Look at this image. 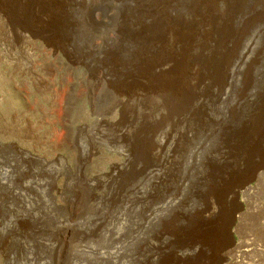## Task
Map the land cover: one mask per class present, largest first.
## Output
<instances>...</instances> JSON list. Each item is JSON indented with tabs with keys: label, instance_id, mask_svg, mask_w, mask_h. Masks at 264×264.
<instances>
[{
	"label": "rangeland",
	"instance_id": "rangeland-1",
	"mask_svg": "<svg viewBox=\"0 0 264 264\" xmlns=\"http://www.w3.org/2000/svg\"><path fill=\"white\" fill-rule=\"evenodd\" d=\"M133 1H68L67 45L59 57L50 56L58 58L59 67L49 103L40 74L27 94L7 83L0 87L2 115L33 102V114L51 111L55 122L43 129L53 142L38 147L22 142L28 155L0 140V164H15L3 166L8 180L2 182H11L0 184V264H264V174L258 178L250 166L264 164V0H165L171 5L167 10L157 0ZM210 1L215 3L210 6ZM204 8L215 12L214 24L223 27L217 40L195 49L197 84L185 97L170 101L148 92L126 100L120 90L127 77L135 79V92L146 83L134 72L146 59L136 60L149 56L147 50L140 53L141 35L152 40L148 30H159L167 42L173 35L178 42L179 26ZM50 24L46 34L53 39ZM223 29L228 35L223 36ZM100 74L104 78L97 90L92 82ZM102 118H113L114 124L103 125ZM119 124L126 127L124 134L118 132ZM155 137H164L159 148H151ZM110 161L127 164L120 180L87 182ZM41 164H49L60 177L53 182L37 176ZM155 164L163 165L159 177L143 179L144 170ZM58 180H63L61 194L54 195ZM21 182L28 185L21 190L26 209L9 199V189ZM134 183L138 186L127 190ZM245 187H251L249 195L243 194ZM95 194L103 198L94 200ZM79 199L72 211L69 200ZM60 236L66 239L61 249L53 246Z\"/></svg>",
	"mask_w": 264,
	"mask_h": 264
},
{
	"label": "bare ground",
	"instance_id": "bare-ground-1",
	"mask_svg": "<svg viewBox=\"0 0 264 264\" xmlns=\"http://www.w3.org/2000/svg\"><path fill=\"white\" fill-rule=\"evenodd\" d=\"M43 1H45V0H43ZM68 1L69 0H49L48 3L45 2L46 4H41V5H18V6H14V5L13 6H9V5H6L4 3H0V23H2V26H0V87L5 86L6 83H7L8 85L10 84L12 88H15L17 90V92L19 91L20 94H27L28 92L31 91L30 87L31 86L34 87V83L37 82L36 78H37L38 74H40V75H42V77L40 78L39 83H40V86L42 88V91L46 94L45 102H47V103L50 102V100L52 99L51 95L53 94V85H52L53 84L52 83L53 79L52 78L56 74H58L56 71H58V67H59V61H57L58 58L56 60V59L50 58V56H52L53 54L57 55L58 53H62L63 50H64V42L65 41H63V40L65 39L64 37L66 36V35L64 36V28L67 27V29H68V27L71 26V25L66 26V23L69 20V19L67 20V16H68L67 9L70 6V4H68ZM147 2H149V1H147ZM153 2L154 1H152L151 3H153ZM156 3L159 4V7L161 6L165 10H167L171 6L170 4H169L170 6H168V2L165 1V0H157ZM214 3H213V1L209 2L210 6H212V4H214ZM209 4H207V5H209ZM195 5H196V3H195ZM132 7H133V5H132ZM151 7H153V6L151 5ZM189 8H191V7L189 6ZM196 8H198V7H196ZM154 9H155V7H154ZM157 9H158V7H157ZM165 10H163V11H165ZM197 10H199V9H197ZM197 10H194V13ZM199 12H200V10H199ZM143 14L146 15L145 13H143ZM149 14L153 16L154 12L151 11L150 13H148V16H149ZM166 15H167V13H166ZM194 16H195V14H194ZM125 17H126V15H125ZM141 17H143V16H140V18ZM144 19H146V18H144ZM217 19H218V16H217V14L215 12L209 13V11H207L204 8L203 13L195 16L189 22L185 20L184 23L179 26V28L182 29V30L179 29L180 30L179 33L181 34L182 38H180V39L178 38V42H175L174 35L172 36L171 42L170 41L167 42L166 40H164V38L161 35V33L159 32V30L157 31V33H159L160 35H158L155 31H151L152 29L148 30L149 32L152 33L151 36H155L152 40L147 39V38H145V37H143L141 35V37H142L141 38L142 39L141 40L142 47L141 48L139 47L141 49L140 53H142V51H144V50H147L149 56L147 57L146 56L147 54H145V56L148 59L145 58L144 56L143 57H139L140 59L136 58L137 60H136L135 64H137V62H140L141 60H142V62L145 59L146 60H145V63L143 65L140 64L136 68V70L134 72H135V76L138 79L139 78L142 79V80L145 79L146 83L143 82L142 85L140 84L141 86L138 87L140 89L137 88L138 90H136V92H135L133 90V88H135V86H137L136 83L134 82L135 79L133 80L131 77H127L128 81L124 85V88L126 87L125 90L124 89L120 90V91H122L121 93H125V95L127 94L126 100L131 101V99H134L136 97L139 98L144 92L153 93V94H161V95L167 97V99L169 101L172 100L173 98H178L180 96L185 97L186 96V91L189 92V88L192 87L193 84H195L197 82V80H198V74H197L198 70H197V68H195L197 66L194 65V62L197 61V58H196V55H195L197 50H195V49H199L201 47V45L206 46L209 41H211V40L213 41L216 38V36L218 37L217 33L220 31L219 28L223 27V25L222 26L220 25V27L216 26L214 23H215V20H217ZM51 20H53L52 24H50ZM139 20H138V22H139ZM144 21H146V20H144ZM136 23H137V21H136ZM49 24H50V27L53 29V39L51 37H48L47 34H46V33L49 34V28H48ZM172 24H174V23H172ZM170 25H171V23L169 24V26ZM153 26H155V25H153V24L149 25V27H153ZM171 26H170V28L173 29V26L172 27ZM124 27H125V25H124ZM140 27H142V26H140ZM165 27H166V25H165ZM135 28H137V27H135ZM113 31L116 34V31L115 30H113ZM225 31H227V34L225 33ZM114 33H112V36H113ZM221 33L223 34V36H226V35H228L229 32H228V30L223 29L221 31ZM132 37H133L132 39H134V41L137 44H139V41L135 40L138 36L137 35H135V36L132 35ZM224 38H226V37H224ZM215 40H217V39H215ZM224 41H226V40H224ZM65 44H66V42H65ZM181 45H184V46H181ZM180 48H181V50H180ZM189 50H191V52ZM57 56L59 57V55H57ZM74 59H77V58H74ZM78 60H80V59H78ZM115 60H116V58H115ZM122 65L123 64H121V66ZM68 66H70V65H68ZM73 67H75V65ZM66 70L68 71L67 68H66ZM114 71H116V73H117L118 70H114ZM203 74L201 73V75H203ZM102 78H104L103 74H100L97 77H95V79L92 82V84H93L92 87H95V88H97L98 86L100 87V85H101L100 82H101ZM223 79H221V80H223ZM60 83L64 84V82H60ZM65 83H66V81H65ZM198 83H199V81H198ZM65 85L67 86V87L64 86L65 88L70 89L68 83L65 84ZM120 88H122V87H120ZM97 90H98V88H97ZM36 91H40V89L39 90L37 89ZM5 94H6V91H5ZM146 95H144V96H146ZM195 102H197V101H195ZM120 103H122V101H120ZM170 106H171V104H170ZM185 107H183V108H185ZM34 108H35V105H33V102H31V105L28 104V103L23 102V106L22 107H20L16 111H10L7 116L2 115L1 112H0V140H2V141H4V140L10 141V144L12 145V147H14L16 149L14 151H16L18 154L23 153V155H26L28 153L27 149L25 148V144H23L22 142H25L26 144H29L30 146H35V147H38L41 144L42 145L43 144L46 145L47 141L53 142L51 139L49 140L50 137H49V134L46 132V130H43L45 128V126H47V125L51 126L52 124L55 123L54 120L51 118V114H52L51 111L50 112L49 111H47V112L40 111L37 114L36 113L33 114V112L35 110ZM183 110L184 109H182L181 111L183 112ZM121 111H123V110H121ZM121 114H123V113H121ZM171 114H172V111H171ZM127 115H129V114H127ZM179 115L180 114L178 113V116ZM201 117H199V118H201ZM112 119H110V118H108V119L107 118H102L100 123H103V125H109L108 123L114 124V121ZM60 120H61L62 124H65V114H64L63 117L60 118ZM124 120H126V119L124 118ZM121 122H122V120H121ZM123 124H121V125L119 124V126H118V132L120 134H122V133L124 134V131L126 130V127ZM165 134L167 135L166 132H165ZM158 137H157V140H156V137L154 138V140L152 142L153 145L151 146V148H153V147L159 148L160 147V143L163 142V138L164 137H162L160 139ZM14 139H16L15 140L16 142H14ZM255 148H256V145H255ZM13 165H15V164H13ZM13 165H11V164H0V184L1 185L5 184V186H6L7 184H9V182H11V180L8 183L2 182V180H4V179L8 180V177H7L8 176V170L4 169L3 166H8V168H9V167H13ZM126 165L127 164H122L121 162H118V161H110L109 164L107 165L106 169L104 168L103 170H99L98 173L96 174L97 176L96 177H92V178L89 177L90 179H88L87 182H89L92 179H95L96 181H98V179H101L104 182L111 181L113 179H114V181L120 180L119 178L121 177V173L123 174V172L125 171ZM129 165L130 164H128V166ZM48 166H49V164H41V168H40V170H38L40 172L38 174H36V175L37 176L44 175V176L52 179L53 182H54L55 180H57V178L59 176L58 172H57V170L56 171L54 169L52 170L50 168L51 166H49V168H48ZM153 166H155V168H152ZM153 166L150 167V168L145 169L144 172H143V175H144L143 179H145V180H147L149 182H151L154 179H157L159 177V174L161 172V171H159L160 170V166H163V165L155 164ZM250 166H252V168L254 170L253 174L256 173L255 175L259 176L258 178H260L261 175L264 174L263 172H256L259 168H262L264 166V164H251ZM85 179H86V177H85ZM138 180H139V178H138ZM61 181H63V180H61ZM61 181L58 180L57 184L56 185L54 184V186H53V194L54 195L61 194L60 193V191L62 189L61 188V186H62L61 185ZM131 186L132 187L128 188L127 190H133V187L136 188L138 186V183H134ZM27 188H28V185H24L21 182L18 185L17 188L14 187L15 190H12V188L9 189V199H11V200L14 199L17 202L16 203V207L17 208L26 209L25 199L23 198L24 196L21 194V190H26L27 191ZM250 188L251 187H245L244 190H243V194H248L249 195V189ZM16 189H18V190H16ZM32 189H35V187L34 188L32 187ZM61 197H63V196L61 195ZM93 197H94L93 199L95 200L97 198H101L102 196L101 195L99 196V195L95 194V195H93ZM129 199H130V197L127 196L126 200H129ZM86 200H87V198H86ZM108 200H110V199H108ZM79 203H80V199H79L78 203H76L74 200H69V207L71 206V210L72 211H76L77 207H79ZM24 224H26V223H24ZM23 226H25V225H23ZM65 240L66 239H64V238L62 239V237H61V239L56 240L54 242L53 246H56V247L61 249L63 247V245H64Z\"/></svg>",
	"mask_w": 264,
	"mask_h": 264
},
{
	"label": "water",
	"instance_id": "water-1",
	"mask_svg": "<svg viewBox=\"0 0 264 264\" xmlns=\"http://www.w3.org/2000/svg\"><path fill=\"white\" fill-rule=\"evenodd\" d=\"M262 169H264V167H262Z\"/></svg>",
	"mask_w": 264,
	"mask_h": 264
}]
</instances>
